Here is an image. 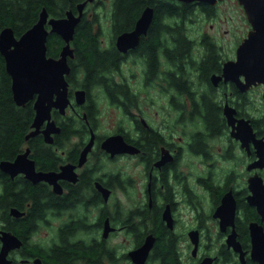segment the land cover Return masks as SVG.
<instances>
[{
	"label": "flooded vegetation",
	"instance_id": "af4514ba",
	"mask_svg": "<svg viewBox=\"0 0 264 264\" xmlns=\"http://www.w3.org/2000/svg\"><path fill=\"white\" fill-rule=\"evenodd\" d=\"M69 1L59 15L51 14L45 5L39 10L46 9L47 20L60 18L68 10L77 14V4L85 1L80 20L100 32L97 39L102 49L113 47L119 55L112 72L115 86L111 96L100 78L84 85L70 81V60L75 57L70 40L73 56L68 58L70 71L65 76L69 103L64 112L51 109L58 129L50 132L48 141L43 132L46 121L32 133L36 94L24 104L15 102L0 51L4 64L0 87L7 85L18 110L29 105L32 111L27 128L10 150L7 127L0 117V264H50L51 258L61 251L67 254L70 247L96 249L95 264H264L252 257L250 235V222L264 230V218L247 198L249 177L257 175L264 182V166L257 163L254 140L234 136L224 113L226 104L232 106L235 117L250 119L254 137L263 138L264 121L254 126L253 119L262 122L264 117V85L242 90V74L240 83L223 75L224 63L235 58L237 45L251 28L243 6L235 0L247 28L240 37L231 35L236 42L230 57L223 55L217 33L199 28L216 19L218 6L225 0H148L129 18L128 28L117 30L111 40L103 35L105 25L111 23L106 0ZM185 5L188 12L182 10ZM146 7L151 9L146 30L134 45L120 50L117 36L132 30ZM39 10L28 27L37 20ZM155 20L160 23L159 36L156 65L150 69V54L142 46L150 39ZM169 24L178 28L183 24L184 35L192 43L187 57L176 65L168 58L170 36L163 25ZM8 26L16 37L28 28L16 32L3 23L0 32ZM224 29L234 31L232 24ZM58 36L62 43L55 56L64 43ZM205 42L214 45L217 66L202 75L199 63L208 53ZM46 44L50 55L48 37ZM256 87L261 88L257 95L261 106L253 114L248 106H255L251 92ZM79 88L85 100L77 104ZM203 99L220 108L217 130L206 123ZM75 118L77 128L72 124ZM111 135L117 138L108 149L104 141ZM16 158L21 159L13 169L3 163ZM40 172L49 174L42 177ZM59 264L92 262L83 250Z\"/></svg>",
	"mask_w": 264,
	"mask_h": 264
},
{
	"label": "water",
	"instance_id": "95a60500",
	"mask_svg": "<svg viewBox=\"0 0 264 264\" xmlns=\"http://www.w3.org/2000/svg\"><path fill=\"white\" fill-rule=\"evenodd\" d=\"M190 1V0H185ZM243 6L247 18L251 24L245 37L236 47V56L224 63L223 75L229 76L240 83L239 75H243L245 81L240 88L245 90L252 84L264 85V0H238ZM84 2L77 4L78 13L68 10L66 15L60 18L51 17L47 20V11L43 7L37 20L18 37L14 36L12 28L6 27L0 32V51L5 59V68L11 77V91L17 104H24L36 94L33 107L35 114L31 125L32 133L39 130L40 125L46 121L43 132L45 139L50 140V132L57 130L51 120V109L57 108L64 112L69 103L67 95L68 82L66 74L70 71L68 58L73 56V48L70 40L74 37L75 27L80 20ZM151 18V9L144 8L138 17L135 27L120 33L116 38L120 50H126L134 45L140 32H144ZM48 23L49 28L46 26ZM49 33H56L63 39L58 56L47 54V37ZM262 97L264 100V88ZM85 100L84 90H75V102L83 103ZM227 121L232 125V134L244 140L253 139L257 148L258 165L264 166V136L255 138L250 119L234 116L235 109L230 105L224 106ZM117 135L108 136L104 146L108 149L114 147ZM90 145L88 143L86 148ZM86 151V150H84ZM21 156V155H20ZM21 159V158H20ZM18 158L6 167L13 169V165L19 162ZM31 169V168H30ZM42 177H47L49 172H40ZM248 187L250 194L248 202L255 206L264 218V182L260 176L249 177ZM227 198L224 199L226 205ZM232 198V206H233ZM234 207L230 211V219L233 218ZM225 216H229L224 214ZM230 222V220H229ZM250 235L252 242L251 254L256 260L264 263V230L257 222H250ZM3 254H0V263Z\"/></svg>",
	"mask_w": 264,
	"mask_h": 264
},
{
	"label": "trees",
	"instance_id": "16d2710c",
	"mask_svg": "<svg viewBox=\"0 0 264 264\" xmlns=\"http://www.w3.org/2000/svg\"><path fill=\"white\" fill-rule=\"evenodd\" d=\"M73 2V0H72ZM148 0H110L106 9L108 10L111 23L108 26L110 40L119 29L128 28V20L136 12H139L141 7L147 3ZM66 4H70L69 0H0V24H10L14 27L16 32L23 31L29 24L36 19L37 12L40 6L45 5L48 11L53 15H59L63 13ZM182 10L188 12L187 5L183 6ZM186 8V9H185ZM40 11V10H39ZM171 9H168V14H171ZM158 26L160 23L158 20L154 21L151 29L150 39L143 42V48L150 54L149 66L153 69L156 65L154 58L155 46L158 43ZM164 30L169 32L170 49L168 51V58L172 63L176 65V62H181L182 58H186L192 43L184 35L183 24L180 28L164 26ZM100 32L93 31L92 24L86 23L84 20H80L75 27L73 44L75 57L70 60L72 67L70 81L73 84H87L88 82H97L100 78V82H103L106 91L110 94L115 86L112 72L118 67L119 55L113 47L102 49L98 45L97 35ZM62 40L54 33L48 36V53L50 55H56ZM205 45V49L208 50L204 60L199 63L202 69V75L208 73L211 69L217 66L216 58L214 55V45L212 43H202ZM175 58V59H174ZM3 59L0 56V71H4ZM7 77V76H6ZM180 80L179 78H177ZM8 83V77H7ZM181 81V80H180ZM7 86V85H6ZM6 86L0 87V117H2L3 124L7 127V150L15 147L20 133L23 129L27 128V121L31 114V108L29 105H25L21 110L10 99V92ZM112 96V94H110ZM205 101V103H203ZM202 105L205 109V120L211 129H218L220 114V108L216 103H212L209 99H203ZM200 105V108L201 106ZM251 104L249 103L250 107ZM202 109V108H201ZM203 112V111H202ZM249 115V112L247 113ZM262 122L253 119L254 126H261ZM73 128H77L79 122L75 118L72 122ZM83 250L87 254L92 264H95L96 249H82L80 247H70L68 253L61 251L57 257L49 260L50 264H59L63 260H67L71 253H82Z\"/></svg>",
	"mask_w": 264,
	"mask_h": 264
},
{
	"label": "rangeland",
	"instance_id": "374dc122",
	"mask_svg": "<svg viewBox=\"0 0 264 264\" xmlns=\"http://www.w3.org/2000/svg\"><path fill=\"white\" fill-rule=\"evenodd\" d=\"M106 3H109V0L105 1ZM108 14V12H107ZM232 16L230 19L229 16ZM220 19V21H218ZM222 19H228L226 22L222 21ZM198 21V20H197ZM104 21V25H105ZM194 24V23H193ZM232 24V28L234 31L231 32H225L224 28H230ZM108 25H105V29L103 32V35L109 38V31H108ZM199 28H203L206 30H209L211 32H215L219 35V37L222 39V53L224 56H230L232 57L234 44L236 41H231V38L236 34V36L240 37L244 30L247 28V23L244 20L242 10L240 6L237 4L235 0H225L223 3H221L218 6V15L216 16V19H213L212 21H206L200 25ZM194 29H198V25H194ZM196 32V31H195ZM232 35V37H231ZM261 89V88H260ZM260 89L258 87L254 88L251 92V97L254 99L255 106L248 107L249 110L255 114L257 112V108L261 106L260 100H258V93H260ZM258 118H262V114L258 112ZM104 129H109L110 125L108 122V118H104Z\"/></svg>",
	"mask_w": 264,
	"mask_h": 264
}]
</instances>
